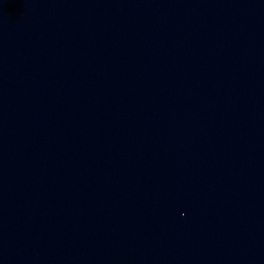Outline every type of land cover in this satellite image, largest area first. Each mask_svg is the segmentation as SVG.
Segmentation results:
<instances>
[{
    "label": "water",
    "instance_id": "obj_1",
    "mask_svg": "<svg viewBox=\"0 0 264 264\" xmlns=\"http://www.w3.org/2000/svg\"><path fill=\"white\" fill-rule=\"evenodd\" d=\"M0 264H264V0H0Z\"/></svg>",
    "mask_w": 264,
    "mask_h": 264
}]
</instances>
